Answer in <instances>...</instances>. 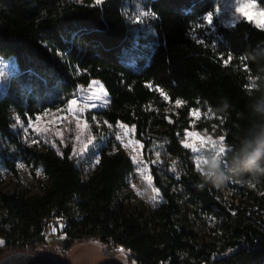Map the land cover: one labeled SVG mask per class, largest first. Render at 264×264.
<instances>
[{
  "label": "trees",
  "instance_id": "1",
  "mask_svg": "<svg viewBox=\"0 0 264 264\" xmlns=\"http://www.w3.org/2000/svg\"><path fill=\"white\" fill-rule=\"evenodd\" d=\"M136 1L0 0V57H14L17 64L0 97V159L14 173L21 159L41 169L47 181L39 195L26 189L0 195L6 213L0 221L2 251L35 254L48 244L41 237L48 223L62 218L69 227L66 247L95 238L107 247L120 245L138 264H264V174L253 178L231 171L264 127V118L252 111L264 103V28L245 18L225 20L226 0H139L148 15L138 21ZM254 1L264 9V0ZM95 80L109 96L95 114L134 126L149 158L159 145L161 158H168L152 163L164 201L147 215L120 219L115 210L134 167L125 152L102 149L96 171L84 180L70 148L60 154L45 144L28 146L11 129L13 114L34 121L63 108L79 87ZM177 100L183 103L170 123L167 111ZM193 110L212 116L197 129L224 137L228 148L219 164L232 178L219 186L195 169L181 145ZM153 131L161 138L149 134ZM250 179L258 180L255 188ZM225 186L250 207L223 201ZM76 212L83 215L78 222L71 220ZM203 214L219 219L229 242L220 248L200 244L190 215Z\"/></svg>",
  "mask_w": 264,
  "mask_h": 264
},
{
  "label": "rangeland",
  "instance_id": "2",
  "mask_svg": "<svg viewBox=\"0 0 264 264\" xmlns=\"http://www.w3.org/2000/svg\"><path fill=\"white\" fill-rule=\"evenodd\" d=\"M76 1L82 2L85 0ZM91 1L94 2V0ZM245 2L247 0H226L221 9L223 18L229 22L245 18L237 11L239 5ZM135 3L133 16L138 21L145 10L139 0ZM254 3L256 4L255 1ZM129 10V7H126V13ZM247 11L252 18L245 19L260 28H264V15H261L264 9H259L255 5L254 8L247 9ZM16 71L17 64L14 57L8 59L0 57V97L6 93L9 81ZM89 96L93 98L89 100ZM72 100H76L77 103L72 104ZM108 103L109 96L104 86L95 80L89 86L79 87L74 97L63 108L48 111L34 121L25 123L16 114H13L11 129L28 146L45 144L54 148L60 154L65 149L70 148V158L80 168L84 180H88L96 171L100 163L102 149H105L109 154L117 151L125 152L132 160L134 167L128 177L126 187L118 193L115 210L120 219L132 213L147 215L164 201L159 189L154 184L151 172L152 163H163L168 158H161L164 151L162 152L163 149L160 145L151 151L149 158L147 156L149 150L148 152L145 151V144L137 138L134 126L120 122L111 124L106 120L100 119L95 112L104 109ZM92 105L96 106L93 107ZM198 112V118L191 113L190 127L183 132L180 139L184 148H186L184 143L187 142L192 144L193 148L199 149V151H193V148H186L190 151V160L194 164L195 169L205 177L204 172L208 167V161L214 157L220 163L228 148L224 137L216 135L214 132H208L206 129H197V126L202 122L212 118V116H207L199 110ZM167 113L170 115L168 116V121L172 123L173 119H175L174 116L178 114L176 103L171 105ZM120 125L127 126V130H129L127 135L124 134L126 129L121 128ZM131 129H134V131H130ZM187 132L199 133L204 143H201V140L194 136H187ZM149 134L155 138H161V134L158 131L149 132ZM117 137H120V139H117ZM97 160L99 163L96 162ZM14 165L17 173L9 169L0 159V195L14 193L23 189H26L30 195L41 194L47 183L42 170H33L27 167L21 159L16 160ZM179 172L181 174L184 173L182 166L179 167ZM149 176L151 180L148 179ZM220 198L225 202L236 203L238 201V204L244 208L250 207L248 201H244L231 187L220 188ZM82 217L83 215L76 212L71 217V220L78 222ZM5 218L6 213L0 205V221ZM190 220L200 244L210 248H220L230 241L229 233L223 229L221 222L216 217L203 214L201 218H196L190 215ZM6 228L10 232L14 230V226L11 225L6 226ZM48 229L55 232V229L49 226L46 230ZM68 229V223L59 226L58 233L62 235V239L58 242L47 241L48 244L44 248L39 247L35 254L53 255L57 259L58 264H138L135 261L130 262L125 252L118 256L112 254L107 256L104 253L105 249L109 253L110 249L102 241L95 238L83 237L73 245L66 247L64 240L68 239ZM75 231L76 227H73L72 232ZM5 242V239L0 238V261L9 255L8 252L2 251L1 248ZM21 252L32 253L29 250H21Z\"/></svg>",
  "mask_w": 264,
  "mask_h": 264
},
{
  "label": "clouds",
  "instance_id": "3",
  "mask_svg": "<svg viewBox=\"0 0 264 264\" xmlns=\"http://www.w3.org/2000/svg\"><path fill=\"white\" fill-rule=\"evenodd\" d=\"M255 79V77L253 78ZM256 89H253L255 91ZM253 113L264 118V103H257L252 106ZM248 151L244 154L243 158L238 161L237 166L231 169L234 173H246L255 178L258 173L264 174V127H261L255 134L254 138L247 142ZM204 176L207 180L212 181L214 184H219L231 180L232 177L225 175L220 170L219 161L216 158H212L208 161V167L205 169ZM248 185L252 188L256 187L252 179L247 181ZM201 187L203 185H200Z\"/></svg>",
  "mask_w": 264,
  "mask_h": 264
},
{
  "label": "snow or ice",
  "instance_id": "4",
  "mask_svg": "<svg viewBox=\"0 0 264 264\" xmlns=\"http://www.w3.org/2000/svg\"><path fill=\"white\" fill-rule=\"evenodd\" d=\"M94 2H95V5H101V4L104 2V0H94ZM254 7H255L254 0H247V2H245V3H241V4L239 5V7L237 8V11H238L242 16H244L245 18H247V19H251L252 16H251L250 13L247 11V9H252V8H254ZM142 15H143V16H147L148 13H147V12H144V13H142ZM261 15H264V12H262ZM206 20H207V24H208V25H212V24H213V14H212V13H208L207 16H206ZM93 83H95V82H93ZM150 86H151V85H150ZM105 96H106V93H105ZM92 98H93L92 96H89V97H88L89 100H91ZM97 99H99V97H97ZM165 99H168V97H167L166 95H165ZM71 103H72V104H76L77 101H76V100H72ZM175 103H176V106L179 107V106L182 105L183 102L180 101V100H177ZM92 106L95 107L96 105H92ZM192 115H194V116H196V117L198 118V117H199V112H198V110H193ZM120 127L126 129V131H125L124 134L127 135V131H129V130H127V126H126V125H120ZM130 131H134V129H131ZM186 135L189 136V137H193V136H194V137H196L197 139H200V140H201V143H204V140H203L202 137H200L199 133L187 132ZM117 139H120V137H117ZM184 146H185L186 148H193V145H192V144H189V143H187V142L184 143ZM141 147H142V146H141ZM193 151H199V149H197V148H193ZM157 155H159V154L157 153ZM96 162L99 163L98 160H97ZM148 179L151 180V177L149 176Z\"/></svg>",
  "mask_w": 264,
  "mask_h": 264
},
{
  "label": "water",
  "instance_id": "5",
  "mask_svg": "<svg viewBox=\"0 0 264 264\" xmlns=\"http://www.w3.org/2000/svg\"><path fill=\"white\" fill-rule=\"evenodd\" d=\"M110 255L107 249L104 252ZM0 264H58L57 259L50 254H33L30 252L14 253L2 259Z\"/></svg>",
  "mask_w": 264,
  "mask_h": 264
},
{
  "label": "built area",
  "instance_id": "6",
  "mask_svg": "<svg viewBox=\"0 0 264 264\" xmlns=\"http://www.w3.org/2000/svg\"><path fill=\"white\" fill-rule=\"evenodd\" d=\"M66 221L62 218H58L55 220H52L47 227L45 228V230L48 228V226L52 229H55V232H52L51 230H44L41 237L46 240V241H51V242H58L62 239V235L58 233V227L65 224ZM108 249H110V254L114 255V256H118L120 255L124 249L123 247H121L120 245H116V244H109Z\"/></svg>",
  "mask_w": 264,
  "mask_h": 264
}]
</instances>
